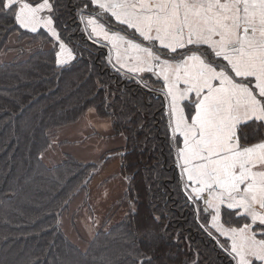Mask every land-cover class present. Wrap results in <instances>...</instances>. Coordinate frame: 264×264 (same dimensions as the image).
<instances>
[{"label":"trees","instance_id":"16d2710c","mask_svg":"<svg viewBox=\"0 0 264 264\" xmlns=\"http://www.w3.org/2000/svg\"><path fill=\"white\" fill-rule=\"evenodd\" d=\"M76 3L60 0L59 30L76 57L64 67L46 37L0 15V264H131L133 241L152 264H191L197 252L199 264H229L185 206L161 98L105 63L104 49L84 34ZM87 113L111 128L110 136L90 138H120L124 145L82 163L66 150L86 140L61 141V134ZM46 154H52L50 162L43 160ZM112 159L124 189L91 239L77 233L70 239L62 217L79 194L84 203L89 193L102 194L115 178L100 176Z\"/></svg>","mask_w":264,"mask_h":264},{"label":"snow or ice","instance_id":"6c2138e0","mask_svg":"<svg viewBox=\"0 0 264 264\" xmlns=\"http://www.w3.org/2000/svg\"><path fill=\"white\" fill-rule=\"evenodd\" d=\"M60 7L0 0V15L46 37L64 67L76 57ZM74 11L107 65L162 98L178 187L200 230L229 264H264V0H77ZM127 255L152 264L135 241Z\"/></svg>","mask_w":264,"mask_h":264},{"label":"crops","instance_id":"0c3cea01","mask_svg":"<svg viewBox=\"0 0 264 264\" xmlns=\"http://www.w3.org/2000/svg\"><path fill=\"white\" fill-rule=\"evenodd\" d=\"M67 48L70 50L68 46ZM69 59L71 61V57ZM93 134L102 137L110 136L111 128L107 121L99 119L94 114L90 113L88 114L87 118H81L76 122L75 125L69 127L68 129L66 128L61 134V141L70 140L72 142H82L86 140L85 144L81 146L69 147V149L66 150L76 160L82 163L97 161L102 154L114 149L121 148L124 145L123 140L120 138L109 140H102L97 136L90 138V136ZM118 166V161L116 159H112L111 161L107 162L102 167L100 175L101 178L105 180L110 176L117 175L119 172ZM125 185L126 183L123 179H121L120 177H115L106 184L105 188L102 190V194L101 192H98L95 195L94 193L92 195L89 193L86 202L91 205L92 209L99 210L101 212L102 204L108 201L109 198H115L118 194H120ZM79 195L77 198L75 197V199L71 202V205L75 206L83 201V196L85 197V195ZM65 226L67 235L71 239L75 240L74 232L66 223Z\"/></svg>","mask_w":264,"mask_h":264},{"label":"rangeland","instance_id":"374dc122","mask_svg":"<svg viewBox=\"0 0 264 264\" xmlns=\"http://www.w3.org/2000/svg\"><path fill=\"white\" fill-rule=\"evenodd\" d=\"M88 114V113H87ZM83 116L82 118H87L88 115ZM110 125V122L108 121ZM66 139V138H65ZM56 148V144L54 146ZM52 159V154H46L43 156V160L46 162H50ZM93 162V161H92ZM120 194H118L115 198H109L108 201L102 204V211L92 209L91 205L88 204L86 201H81L77 205L73 206L70 205L68 210L65 212V216L62 217L63 222L61 221L60 225L62 227L63 232L67 235L65 223L69 226V228L74 232L75 239L77 238L76 233L79 235L80 238L83 240L91 239L93 235V228L97 225L105 213L109 210L112 203L118 200ZM73 204V203H72ZM75 216V217H74ZM72 217L75 219V228H73L72 224ZM68 236V235H67ZM69 237V236H68ZM70 238V237H69ZM71 239V238H70ZM79 246L81 249L85 247L84 243L80 242Z\"/></svg>","mask_w":264,"mask_h":264}]
</instances>
